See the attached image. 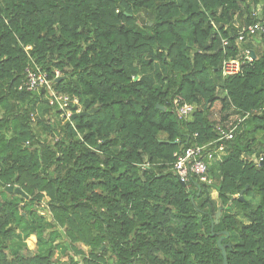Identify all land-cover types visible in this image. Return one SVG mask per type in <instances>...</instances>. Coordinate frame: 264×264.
<instances>
[{"label":"trees","instance_id":"obj_1","mask_svg":"<svg viewBox=\"0 0 264 264\" xmlns=\"http://www.w3.org/2000/svg\"><path fill=\"white\" fill-rule=\"evenodd\" d=\"M259 15L264 0H0V183L29 196L0 184V264H56L57 249L64 264H224L220 238L228 264H264V34L237 42ZM230 58L241 72L223 77ZM35 66L94 112L61 122L45 92L20 91ZM235 114L214 186H184L175 154Z\"/></svg>","mask_w":264,"mask_h":264},{"label":"built area","instance_id":"obj_2","mask_svg":"<svg viewBox=\"0 0 264 264\" xmlns=\"http://www.w3.org/2000/svg\"><path fill=\"white\" fill-rule=\"evenodd\" d=\"M259 18L260 20L257 24L248 25L238 32V43H244L247 40L254 38V36L264 34V15H259ZM223 44L224 46H227L228 39H223ZM246 54V59L251 61V51L247 50ZM241 69L242 62L239 59L230 58L224 60L221 72L224 77H229L239 74ZM56 77H60L59 71L56 72ZM43 89H45V95L49 105L58 106L63 112L62 117L67 120L70 119L73 115L70 106H79V99H72L67 95L57 93L54 90L53 81L49 78L48 74L38 66H35L34 68L27 67L26 76L22 82V85L19 87V90H24L30 93H41ZM80 111L81 109H79L77 112L79 113ZM172 111L179 120L187 121L194 113L195 106L193 104L187 103L185 99L179 95L173 100ZM235 128L236 127L229 129L222 126H217L216 131L218 133V138L215 140L204 144H197L188 148L182 154L176 153L173 171L175 172L179 181L187 185L194 177H198L197 180L200 184L214 186L215 181L210 175V169L215 162L222 161L224 156L227 154V147L223 142L232 141L234 139ZM194 137L197 138L198 134H195ZM256 162L258 164L263 163L264 159L261 158L258 161L256 160Z\"/></svg>","mask_w":264,"mask_h":264},{"label":"rangeland","instance_id":"obj_3","mask_svg":"<svg viewBox=\"0 0 264 264\" xmlns=\"http://www.w3.org/2000/svg\"><path fill=\"white\" fill-rule=\"evenodd\" d=\"M217 104V103H216ZM219 104V103H218ZM217 104V105H218ZM217 105H215L214 107H213V115L215 116V119L217 118V119H219L220 118V116H219V111H220V107H218ZM217 106V107H216ZM81 107H79V109H80ZM42 109L44 110V107H42ZM40 111V110H39ZM40 113V112H39ZM60 118V120H61V122H62V120L64 119L63 117H59ZM65 120V119H64ZM2 189H1V187H0V191H1ZM216 191V190H215ZM210 198H212L213 200H215L216 202H218L217 200H218V198H217V194H216V192H214V190H212L211 189V192H210ZM21 197V196H20ZM28 201V200H27ZM48 201H49V198L48 197H46L45 198V200L42 202V206L41 207H39V206H37L36 207V209L39 211V214H41L43 217H44V220H45V223H49V222H51V221H53V215H52V213H51V211L48 209V205H47V203H48ZM254 205L256 206V203H254ZM239 218H241L242 219V217H239ZM26 242H27V246H28V250L30 251V252H35V250H36V243H37V240H36V237L35 236H33V237H31V238H29L28 240H26ZM57 243H60V242H63V239H61V238H59V239H57V241H56ZM69 253H71V251L69 252ZM68 256H64L63 255V253H62V250H56V252H55V262H56V264H64V263H68Z\"/></svg>","mask_w":264,"mask_h":264},{"label":"water","instance_id":"obj_4","mask_svg":"<svg viewBox=\"0 0 264 264\" xmlns=\"http://www.w3.org/2000/svg\"><path fill=\"white\" fill-rule=\"evenodd\" d=\"M252 57L255 58L256 57V54L255 52H252ZM58 80H61L60 78ZM42 92H45V89L42 90ZM162 110H164L165 108L163 107H160ZM94 111L91 110L89 112L87 111H81L79 113H75L72 115V120H75L79 117H88L89 115H91ZM262 166H264V162L262 163ZM3 187V189L8 192V193H16L22 197H24L26 200H29V196H27V194L21 189V188H16L15 186H7V185H4L2 183H0ZM185 186V184H183ZM243 194H244V191L241 193V197L240 199L241 200H244V197H243ZM222 211H223V207H220L218 212H217V215H216V221L218 222L220 216L222 215ZM227 234V233H225ZM229 235L227 234V237ZM224 240V238H220L219 241H218V245L220 246L222 252H223V256H224V264H228V260H227V254H226V247H231V244H225L223 245L222 244V241Z\"/></svg>","mask_w":264,"mask_h":264},{"label":"crops","instance_id":"obj_5","mask_svg":"<svg viewBox=\"0 0 264 264\" xmlns=\"http://www.w3.org/2000/svg\"><path fill=\"white\" fill-rule=\"evenodd\" d=\"M251 39H253V38H251ZM251 39H249V40H247L246 42H249ZM254 42L255 41H252V43L254 44ZM252 52H254V51H252ZM252 52H251V56H252ZM256 58V57H255ZM252 59H254L253 57H252ZM223 76V75H222ZM224 77V76H223ZM138 79V78H137ZM136 79V80H137ZM219 103V104H218ZM217 104H215V105H217L218 107H220V109H221V103L220 102H218ZM216 106V107H217ZM213 112V111H212ZM232 112H233V110H232ZM214 116V115H213ZM215 117V116H214ZM240 116L239 115H233V116H231L230 117V123H229V125H227V127H225V128H232V127H237V124L236 125H234L233 123H235V122H238L239 121V118ZM190 119V118H189ZM238 120V121H237ZM233 124V125H232ZM214 165V164H213ZM33 237V236H32Z\"/></svg>","mask_w":264,"mask_h":264},{"label":"clouds","instance_id":"obj_6","mask_svg":"<svg viewBox=\"0 0 264 264\" xmlns=\"http://www.w3.org/2000/svg\"><path fill=\"white\" fill-rule=\"evenodd\" d=\"M80 109H81V108H80ZM78 110H79V109H78ZM71 111H72V110H71ZM81 111H84V110L81 109ZM81 111H80V112H81ZM76 113H78V112H76ZM73 114H75V113H73ZM61 117H62V115H61ZM71 117H72V116H71ZM34 120H36L35 117H34Z\"/></svg>","mask_w":264,"mask_h":264}]
</instances>
